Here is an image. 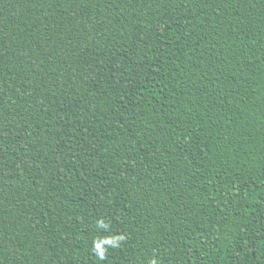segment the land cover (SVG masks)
<instances>
[{
	"label": "trees",
	"instance_id": "1",
	"mask_svg": "<svg viewBox=\"0 0 264 264\" xmlns=\"http://www.w3.org/2000/svg\"><path fill=\"white\" fill-rule=\"evenodd\" d=\"M152 259L264 264V0H0V264Z\"/></svg>",
	"mask_w": 264,
	"mask_h": 264
},
{
	"label": "clouds",
	"instance_id": "2",
	"mask_svg": "<svg viewBox=\"0 0 264 264\" xmlns=\"http://www.w3.org/2000/svg\"><path fill=\"white\" fill-rule=\"evenodd\" d=\"M97 223H98V226H100V227H106V225H104L102 221H99ZM116 239L122 240L123 237H117ZM102 244H107V245H111V246L115 247L113 239H104L101 242H95L94 241V251L97 253L100 260L105 259V252H104V249L102 248ZM150 264H158V262L156 259H152L150 261Z\"/></svg>",
	"mask_w": 264,
	"mask_h": 264
}]
</instances>
